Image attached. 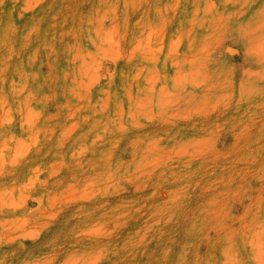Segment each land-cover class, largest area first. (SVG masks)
<instances>
[{
    "label": "rangeland",
    "instance_id": "rangeland-1",
    "mask_svg": "<svg viewBox=\"0 0 264 264\" xmlns=\"http://www.w3.org/2000/svg\"><path fill=\"white\" fill-rule=\"evenodd\" d=\"M0 264H264V0H0Z\"/></svg>",
    "mask_w": 264,
    "mask_h": 264
},
{
    "label": "bare ground",
    "instance_id": "bare-ground-1",
    "mask_svg": "<svg viewBox=\"0 0 264 264\" xmlns=\"http://www.w3.org/2000/svg\"><path fill=\"white\" fill-rule=\"evenodd\" d=\"M229 49V48H228ZM229 51H234L233 49H229ZM235 52V51H234Z\"/></svg>",
    "mask_w": 264,
    "mask_h": 264
}]
</instances>
